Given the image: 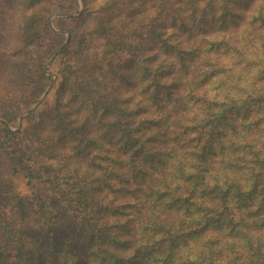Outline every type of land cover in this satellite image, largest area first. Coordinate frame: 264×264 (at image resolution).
Here are the masks:
<instances>
[{
  "label": "trees",
  "instance_id": "16d2710c",
  "mask_svg": "<svg viewBox=\"0 0 264 264\" xmlns=\"http://www.w3.org/2000/svg\"><path fill=\"white\" fill-rule=\"evenodd\" d=\"M47 2L20 0L0 67L24 112L61 50L55 103L0 129L35 190L0 220V264H264V0H82L97 28L41 54Z\"/></svg>",
  "mask_w": 264,
  "mask_h": 264
},
{
  "label": "rangeland",
  "instance_id": "374dc122",
  "mask_svg": "<svg viewBox=\"0 0 264 264\" xmlns=\"http://www.w3.org/2000/svg\"><path fill=\"white\" fill-rule=\"evenodd\" d=\"M45 6H47V9L51 12V17L48 23L43 25L41 29L44 37H47V41L45 39V44L39 49L41 54H47L51 39H55L57 44H62L63 47H65L74 36V31L81 32L85 29L94 31L98 26V22L93 19L88 21L79 20V17L84 12L82 0H48ZM20 7V0H0V61L2 62L0 67H3L7 61H10L13 52H16L19 48V35L16 33L13 25ZM60 52L61 50L48 61L45 67L46 76L48 78L45 82L49 86L36 104H33L27 111L23 112V110L29 106V102H31L30 98L33 91L30 90L24 92V104L16 109L8 108V102L0 99V114L2 117L0 118V129L6 127L13 132H18L23 128L25 129L26 125L24 127L23 121L27 116L34 111L38 113L43 112L47 106H52L55 103L58 89L56 84L61 81L63 70L61 60L59 59ZM37 56L39 57V55ZM34 66H36V71L39 66ZM35 71L32 70L31 74L33 77L28 78V88L33 87L32 82L35 81L36 77ZM33 88L36 90L35 87ZM1 96L4 97L5 95ZM22 112L23 114L20 116L19 114ZM0 190V199L4 198L3 196H5V198H11V205H8L4 200L0 201V220L6 218L11 219L8 210H11L10 208L12 206H16V201L13 199L14 196L27 198L29 196L32 197V194L35 192L23 173L17 174L12 170L3 151H0ZM5 191H9L10 194L5 193ZM39 216L40 215H38V217ZM44 217L49 218V212H47ZM34 218L37 219L36 217ZM32 229L31 232L38 231V227L33 226ZM30 235L32 237L34 236L33 233Z\"/></svg>",
  "mask_w": 264,
  "mask_h": 264
}]
</instances>
